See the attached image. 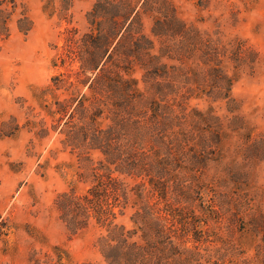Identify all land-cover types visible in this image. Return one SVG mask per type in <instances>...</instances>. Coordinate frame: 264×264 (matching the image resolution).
Wrapping results in <instances>:
<instances>
[{
  "label": "trees",
  "instance_id": "trees-1",
  "mask_svg": "<svg viewBox=\"0 0 264 264\" xmlns=\"http://www.w3.org/2000/svg\"><path fill=\"white\" fill-rule=\"evenodd\" d=\"M74 1L44 7L68 26L52 46L56 74L33 93L37 115L0 124V137L54 132L76 159L53 200L58 219L71 235L97 229L106 264H264V192L242 168L264 161V136L232 94L255 74L257 49L219 23H186L172 0H86L83 28L72 24ZM33 26L24 0H0V43ZM129 209L131 228L118 221ZM12 228L0 216V236ZM24 231L48 247L31 249L27 264H73L36 228Z\"/></svg>",
  "mask_w": 264,
  "mask_h": 264
},
{
  "label": "rangeland",
  "instance_id": "rangeland-1",
  "mask_svg": "<svg viewBox=\"0 0 264 264\" xmlns=\"http://www.w3.org/2000/svg\"><path fill=\"white\" fill-rule=\"evenodd\" d=\"M24 1L34 22L32 31L27 36L13 32L0 43V124L13 119L19 127L30 109L34 108L32 115L39 111L33 93L56 74L51 64L55 53L52 46L61 43L59 35L68 26L56 14L50 17L44 11L45 6L57 9L59 0ZM172 1L186 23L201 29H214L219 23L225 35L247 39L257 49L261 61L255 74L242 76L232 94L254 134L264 136V0H206L202 7L196 6L197 0ZM89 8V1L75 0L70 10L72 24L83 28ZM149 25L145 19L146 31ZM196 103L199 108L206 107L202 102L192 105ZM215 110L221 116L226 114L224 107ZM46 121L49 125L50 120ZM31 139L32 134L25 129L0 137V216L18 228L0 236V264H27L31 249H48L27 236L25 224L36 228L48 245L65 249L73 264H106L95 247L98 230L90 228L71 235L53 208L55 196L74 180L76 159L61 150L59 136L54 132L44 140L33 139L32 144ZM242 168L249 173L250 190L264 192V161L247 163ZM131 212L129 209L118 220L127 228L132 226Z\"/></svg>",
  "mask_w": 264,
  "mask_h": 264
}]
</instances>
